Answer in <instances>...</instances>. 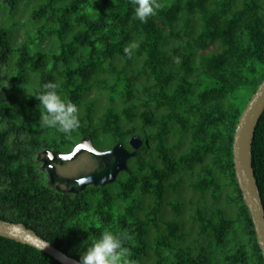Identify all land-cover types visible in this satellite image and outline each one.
<instances>
[{
  "label": "trees",
  "instance_id": "16d2710c",
  "mask_svg": "<svg viewBox=\"0 0 264 264\" xmlns=\"http://www.w3.org/2000/svg\"><path fill=\"white\" fill-rule=\"evenodd\" d=\"M142 23L131 0H4L0 12V220L69 256L107 228L127 233L132 264H264L234 144L264 82V0H157ZM136 43L130 58L125 47ZM79 108L67 137L41 125L48 82ZM144 145L107 185L62 192L39 169L46 150L84 139L108 151ZM252 164L264 205V112ZM0 264H62L0 235Z\"/></svg>",
  "mask_w": 264,
  "mask_h": 264
},
{
  "label": "water",
  "instance_id": "95a60500",
  "mask_svg": "<svg viewBox=\"0 0 264 264\" xmlns=\"http://www.w3.org/2000/svg\"><path fill=\"white\" fill-rule=\"evenodd\" d=\"M264 112V82L258 88L257 93L250 100L244 111L235 137L234 153L237 175L240 181L245 200L252 214L256 231L259 238L261 249L264 253V205L261 200L258 182L254 173L253 158V139L257 124ZM134 152L129 151L124 145L119 144L108 151H100L91 140L84 139L76 146V150L71 154H59L64 159L69 155L79 152L84 146L92 147L91 152L97 156H107L114 158L113 163L108 170L95 177L86 180L85 185H107L113 183L117 176L127 170L129 160L142 149L144 139L141 136H134L130 140ZM52 153V152H51ZM75 156V155H74ZM86 186L82 190L86 189ZM0 235L28 244L40 251L46 252L60 261L62 264H81L76 258H73L65 252L54 246L53 243L40 236L36 231L28 228L24 224L12 223L0 220Z\"/></svg>",
  "mask_w": 264,
  "mask_h": 264
},
{
  "label": "clouds",
  "instance_id": "9594fccd",
  "mask_svg": "<svg viewBox=\"0 0 264 264\" xmlns=\"http://www.w3.org/2000/svg\"><path fill=\"white\" fill-rule=\"evenodd\" d=\"M134 9V18L142 23L157 14L160 8L157 0H131ZM138 44L126 46L125 54L130 58ZM59 82H48L44 85L38 99L44 111L41 115V125L45 128H55L71 137L72 133L81 127L78 106L61 94ZM127 233L114 232L105 229L98 238H94L81 254V264H132L128 249L124 242L128 239Z\"/></svg>",
  "mask_w": 264,
  "mask_h": 264
},
{
  "label": "rangeland",
  "instance_id": "374dc122",
  "mask_svg": "<svg viewBox=\"0 0 264 264\" xmlns=\"http://www.w3.org/2000/svg\"><path fill=\"white\" fill-rule=\"evenodd\" d=\"M3 3L4 0H0V4ZM26 19L27 17H22L20 14L10 17L8 13L0 12V23L10 27L17 25L13 27L15 29L21 24L25 26ZM90 149H92L90 145L89 147L84 146L79 152L76 151L65 159L46 149L39 152L36 159L41 173L52 186L62 192H78L86 186L87 179L105 173L114 161L112 157L94 155ZM75 150L76 147L67 154ZM89 186L91 185L87 184L86 188Z\"/></svg>",
  "mask_w": 264,
  "mask_h": 264
}]
</instances>
